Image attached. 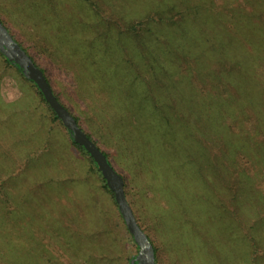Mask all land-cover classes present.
Returning <instances> with one entry per match:
<instances>
[{
	"label": "rangeland",
	"instance_id": "obj_1",
	"mask_svg": "<svg viewBox=\"0 0 264 264\" xmlns=\"http://www.w3.org/2000/svg\"><path fill=\"white\" fill-rule=\"evenodd\" d=\"M207 1L0 0V17L85 131L103 149L113 145V164L128 178V203L158 264H264V37L245 36L230 19L208 29L203 48L189 28L168 39L163 22H153L155 32L141 43L118 36L130 17L145 20L161 9L176 25L181 15L172 8L184 10L199 32L205 6L229 17L252 7ZM252 21L264 32V23ZM223 30L236 40L225 62L250 64L245 75L232 68L226 91L217 77L223 54L208 47ZM133 100L141 112H133ZM154 100L177 126L164 147L157 130L148 129ZM120 102L129 107L125 126ZM220 108L233 110L219 118L227 132H212L209 119ZM139 142L155 157L173 154L172 179L153 175L147 161L136 163L146 154ZM100 174L33 83L0 55V264H20L22 257L28 264H132L139 246Z\"/></svg>",
	"mask_w": 264,
	"mask_h": 264
},
{
	"label": "trees",
	"instance_id": "obj_2",
	"mask_svg": "<svg viewBox=\"0 0 264 264\" xmlns=\"http://www.w3.org/2000/svg\"><path fill=\"white\" fill-rule=\"evenodd\" d=\"M205 3H208V1L205 0ZM249 3L251 4L252 7H251V9L248 12H243L242 14L239 13V12H235V13H233V15L231 17H229L225 12L224 13H219V12H214L213 10L209 11V8H207V6H205L207 12H206V14L202 15V19L205 22V24H204L205 27H201L199 29V32L197 31L196 27L194 29L191 28L192 24L190 23L189 19L187 18V14L185 13V11L184 10H180V9H176V6H175L172 9L176 11L177 15H181V17L179 19L180 22L179 23L177 22L178 23L177 25H176L175 22H173V20L167 14L168 10L161 9V10H157L156 11L155 16H151L150 14H149V16L147 15V18L145 20H143L141 18H137L136 19L134 17H130L129 19H127L126 24H125V30L126 31L123 33L119 29V31H118L119 35L118 36L120 37V35L127 33V37H130L129 39H131V41L134 40V41H136L138 43H141L142 39L145 40V37L147 36L146 33L155 32L151 28L153 22H157V23L158 22L159 23L163 22V23H166L167 25H169V27H167L168 28L167 32L165 33L167 38L168 37L169 38L172 37L175 40H177V39L179 40L180 36H183L184 34H186L189 31L188 30V28H189V29H191L189 31V33H190V35H192V36H190V38L192 37V39H194V41H196L197 38H198L199 44L202 45V48H203V45H207V44H203V42H204L203 39L205 40L206 43H208V41H211V39L208 37V29H214L216 27V24L220 23L223 20L230 19L232 21V23L235 25L234 27L236 29H239L240 32H242V34H244L245 36L255 37L256 35H258V36L264 37V32L262 31V29L259 26H255L254 25L255 23L252 21V19L256 18L258 21H261L260 23H264V0H245L244 4L239 5V9L237 11H240V9L246 11L245 8H246V6ZM241 6L243 8H241ZM201 8H203V4L200 6L199 10ZM237 16H239V17L237 18ZM156 18H158L159 21H157L158 19L156 20ZM0 19L2 20L4 25L8 28L9 32L12 34L14 39L30 55V57L32 58L34 63L39 68L42 69V71L44 72L48 82L51 85V80H50L49 76L46 73V69L43 68L39 64V62L36 59V57L29 51V49L25 46V44L16 37V35L12 32V30H11L10 26L7 24V22L5 20H3L1 17H0ZM148 19H150V20H148ZM166 20H168V21L166 22ZM256 27L258 29H256ZM245 29L246 30L248 29V31H246ZM194 33H195V35L193 36ZM211 36H213V35H211ZM213 38H214V42L213 41L210 42L208 47L210 48V46L212 45V50L213 51H218V52L223 54V55H221V57H222V59H225V60H224V62L222 64H220V68H221L220 71H219L220 74L217 75V77L219 78L218 79V83L219 84H221V83L224 84L225 83V89H223V91H226V87H227L228 83L230 82L229 80H231L232 77H233L232 73L235 72V69H232V68H235V66H237V69L239 71H236V72H240L239 73L240 75H245V73H247L248 70H249L248 67L250 66V64L249 63L244 64V63L241 62V60L240 61L237 60V58L229 59V63L228 64H227V62H225L227 60V57H230V58L232 57V56H228L229 52L233 51V47L230 46V45H233L236 42V40L232 36L231 32H228L226 30L217 31L216 34L213 36ZM251 42L254 43L253 41H251ZM257 43L258 42H256L254 44L255 47H257V45H258ZM260 43H262L261 47L264 48V38H262V42H260ZM182 49L184 51L186 48L183 46ZM188 49H186V53L187 54H189L191 56L197 55V54H195L192 51V49L190 47ZM163 51H164V48H163ZM165 54L166 55L168 54L166 50H165ZM0 55L3 56V58L5 59V62L8 65L16 67V69L19 71V73L26 80H28L29 82L33 83V85L36 87L38 93L40 94L42 101L45 102V104L47 105V108L51 112L52 118L54 120H56V121H59L65 127V129L69 133V137H70V140L72 141V143L74 145H76L77 147H79L81 150H83L89 156V158L91 160V163L95 166V168L98 170V172L101 173L99 168H98V166H97V164L95 163L93 157L89 154V152H87L83 146L79 145L78 143H76L74 141V139H73V137L71 135V131L63 124L62 120L57 116L56 112L51 108V106L49 105L48 101L45 99L43 93L38 88L36 83L34 81L30 80L29 78H27L24 75V73L22 72V69L19 68V66L17 64L9 61L1 51H0ZM168 61H169V59H168ZM162 67H163V65H162ZM149 83L152 84V81H150ZM262 85H263V88H264V84H262ZM51 87H52V85H51ZM52 89H53V87H52ZM53 92L56 95V97L58 98V100L70 111V109L61 101V99L59 98L58 94L55 92L54 89H53ZM125 104H126L125 102H120V104H119L120 111L123 112V116L119 117V122L123 126H125V122H126L125 121V115H126L125 107L127 106V104L126 105ZM129 105H132L131 108L133 109V112H135V111L137 113L141 112L142 106H141V104L138 101L135 102L133 100V103L129 104ZM149 108H150V110H147V113H148L147 116L150 118V122H148V124H149L148 125V129L149 130H157L155 136L157 137L159 145L161 144V147H164L165 146L164 143H166L167 140H169L168 136L171 134L169 132H173L174 134L176 133L177 126H176L175 120L172 117H169V116H166V115L162 116V111L159 113V109L161 108V106H160V104H159V102L157 100L156 101L154 100V102H152V104L150 105ZM167 108L169 109V106ZM232 113H233V110H221V108L218 109L217 111H214L213 114L215 115V117H212L211 119H209V126H210L212 132H214V131H223V132L226 131L227 132V128L225 127V124L221 125V123L219 121V118H220V116L222 114H232ZM71 114L75 117V119L77 120L79 126L85 131V129L80 124L79 118L74 113L71 112ZM118 114H120V113H118ZM150 116H152V118L153 117L154 118L151 119ZM181 117L183 118V116H181ZM114 128L116 130H118V126L117 125ZM85 132L96 143V145L103 151V153L106 155V157H107L108 161L110 162V164L117 170V168L113 164V162L115 161L114 157L116 156L115 152L113 153V152L109 151V147H113V145L112 144L109 145L107 143V144H105L107 147H104V149H103V147H101L102 144H101V142H99V140L95 139L89 132H87V131H85ZM122 132L119 133L118 135L122 134ZM113 139H114V143L115 144H119L120 143V142L118 143V140H116L115 138H113ZM120 139H121V136H120ZM178 141H180V140H178ZM110 142H111V140H110ZM180 143H182V142L181 141L179 143L177 142L176 144H173V146H176V145H178ZM136 146H137V148L144 147L146 149L145 150L146 154H143L142 156H140L139 163L136 162L137 164L142 165V166H144V165L145 166H149L148 163H150L151 166H149V167H150L153 175L155 174V176H156L157 174L159 175V174L165 172L166 176L168 177L167 179H170V178L172 179V177L174 176L173 174L175 172L174 168L177 166L174 163L175 158H174L173 154L166 155V154L161 152L159 154V157H155L152 153L149 154L148 150H150V149H147L148 146H149L147 143L144 142V143L141 144L139 142V144H137ZM158 148L161 149L160 146H158ZM121 175H122L123 180H124V191H125V195H126V198H127V195L129 194L128 189H127L128 188V182H127L128 178L125 177V175H123V174H121ZM100 176L102 178L103 187L112 195V198L114 200L115 205L117 207H119L118 203H117V201L115 199L114 192L108 187V185L106 183V180L103 177V175L100 174ZM159 181H160V179H159ZM130 205H132V204L130 203ZM120 216L123 217L122 214H120ZM122 220H123V222L125 221L123 218H122ZM138 223H139L140 227L143 230H145L143 228V226L141 225L139 218H138ZM126 231L128 232V234L130 233L128 229ZM130 235H131V238L134 239V237H133V235L131 233H130ZM154 249H155L156 262H157V250H156L155 246H154ZM22 259H23V257L20 259L21 260L20 264H28L25 260H22Z\"/></svg>",
	"mask_w": 264,
	"mask_h": 264
},
{
	"label": "water",
	"instance_id": "obj_3",
	"mask_svg": "<svg viewBox=\"0 0 264 264\" xmlns=\"http://www.w3.org/2000/svg\"><path fill=\"white\" fill-rule=\"evenodd\" d=\"M0 51L9 61L17 64L27 78L36 83L51 108L62 120L63 124L71 131L74 141L83 146L93 157L108 187L114 192L115 199L124 217L127 228L139 246L138 255L132 259L131 263L158 264L156 262L154 246L148 235L138 224L132 208L128 203L124 191V180L122 175L110 164L103 151L79 126L71 112L58 100L42 69L34 63L26 50L14 39L1 19Z\"/></svg>",
	"mask_w": 264,
	"mask_h": 264
}]
</instances>
